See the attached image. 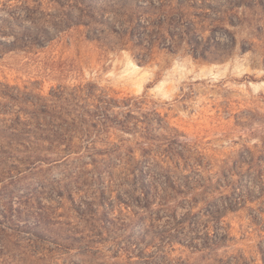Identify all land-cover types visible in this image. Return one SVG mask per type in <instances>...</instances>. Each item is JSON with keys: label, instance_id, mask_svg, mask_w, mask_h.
I'll return each instance as SVG.
<instances>
[{"label": "rangeland", "instance_id": "374dc122", "mask_svg": "<svg viewBox=\"0 0 264 264\" xmlns=\"http://www.w3.org/2000/svg\"><path fill=\"white\" fill-rule=\"evenodd\" d=\"M0 25V264H264V0H0ZM187 213L227 240L160 241Z\"/></svg>", "mask_w": 264, "mask_h": 264}, {"label": "trees", "instance_id": "16d2710c", "mask_svg": "<svg viewBox=\"0 0 264 264\" xmlns=\"http://www.w3.org/2000/svg\"><path fill=\"white\" fill-rule=\"evenodd\" d=\"M3 32V28L0 25V33ZM161 39V37H157L152 43H155L158 41L157 39ZM138 181L141 182L144 187H147L144 189V191L141 192L143 197L140 198V200L143 202L141 205L142 209L145 210V212L149 211L153 207L157 208H168L169 206V197H157L154 194L151 193V189L153 186H150V182L146 180L145 176L140 174ZM231 208H226L228 211ZM215 220H218V222L221 221L223 216V212H219L217 215L213 216ZM194 215L187 213L183 218L180 220H175V223H173L176 227L174 229L167 227L164 230L161 231V236H159V240L165 242H189L190 245H193L194 249H197L199 247H204L205 249L212 250L211 247H216L217 244L213 243V246H209V244L205 243L203 246L199 243L192 244L195 241H198L200 239H203L205 242H225L227 240V234H214L213 238L211 237L210 232H206L203 234L204 238H202V235H200V232L197 230L198 226H200V222L198 219H194ZM207 227V226H205ZM189 231L192 232L193 236L186 235L185 232ZM162 243V242H161ZM241 260V259H240Z\"/></svg>", "mask_w": 264, "mask_h": 264}]
</instances>
